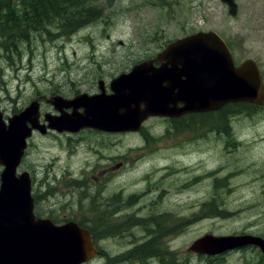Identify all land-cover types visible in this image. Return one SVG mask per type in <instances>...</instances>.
I'll use <instances>...</instances> for the list:
<instances>
[{
  "label": "rangeland",
  "instance_id": "rangeland-1",
  "mask_svg": "<svg viewBox=\"0 0 264 264\" xmlns=\"http://www.w3.org/2000/svg\"><path fill=\"white\" fill-rule=\"evenodd\" d=\"M236 2L231 16L221 0H97L100 14L68 35H0V111L11 116L39 98L42 114H55L43 98L97 93L100 79L198 31L219 32L237 63L253 58L264 75V0ZM28 143L19 172L35 180V211L94 228L99 253L84 264L258 261L252 249L214 257L189 247L208 233L264 237V106L151 117L140 132H34ZM141 246L150 256L131 254Z\"/></svg>",
  "mask_w": 264,
  "mask_h": 264
},
{
  "label": "water",
  "instance_id": "water-1",
  "mask_svg": "<svg viewBox=\"0 0 264 264\" xmlns=\"http://www.w3.org/2000/svg\"><path fill=\"white\" fill-rule=\"evenodd\" d=\"M222 1L232 15L237 13L235 0ZM99 83V94L49 99L61 111L72 108L59 116L47 114L49 128L136 131L150 116L217 110L237 101L264 102V81L257 62L248 58L236 66L231 49L214 30L169 43L154 59L113 79L112 94L105 92L104 81ZM33 129L47 132V125L40 123L38 101L10 117L8 125L0 113V165L4 167L0 174V264H82L98 253L90 231L75 221L56 224L50 218L36 217L29 173L17 175ZM256 239L207 234L190 249L212 255Z\"/></svg>",
  "mask_w": 264,
  "mask_h": 264
},
{
  "label": "trees",
  "instance_id": "trees-1",
  "mask_svg": "<svg viewBox=\"0 0 264 264\" xmlns=\"http://www.w3.org/2000/svg\"><path fill=\"white\" fill-rule=\"evenodd\" d=\"M96 1L0 0V35L4 40L12 42L29 39L31 31L46 32L53 36L51 30H58L59 36L68 35L74 32L75 27L82 26L100 14V9L94 4ZM12 46L17 47L15 44ZM9 50L17 51L12 47L6 48V51ZM191 118L193 121L196 116L193 114ZM87 227L95 234L92 226ZM144 247H135L131 254H140L139 250ZM146 252L140 254L142 258L150 256L151 252Z\"/></svg>",
  "mask_w": 264,
  "mask_h": 264
},
{
  "label": "flooded vegetation",
  "instance_id": "flooded-vegetation-1",
  "mask_svg": "<svg viewBox=\"0 0 264 264\" xmlns=\"http://www.w3.org/2000/svg\"><path fill=\"white\" fill-rule=\"evenodd\" d=\"M156 65H159V63H156ZM106 82V81H105ZM106 88L108 89V85H106ZM39 99V98H38ZM45 101H47L48 100V98H43ZM40 100V102H41V99H39ZM264 106V105H263ZM53 107H54V109H55V111H56V113H55V115H58L59 113L60 114H62L63 113V111H70V109L71 108H63V111H61V109H56V107L53 105ZM48 113H50V112H45V113H41L42 114V116L44 115V114H48ZM192 115L194 114L195 116H196V119H197V117H199V113H191ZM191 114H186V116L184 115V116H181V117H188L189 115H191ZM181 117H179V118H172L171 120L173 121V120H175V119H180ZM41 122H45L44 121V118L43 117H41ZM197 122V124H199L198 122H199V120H197L196 121ZM177 131H181V129L180 128H175ZM95 130V129H94ZM52 131H55V130H52ZM98 131H100V132H104V131H102V130H98ZM57 132V131H56ZM67 133H69V132H67ZM30 175H31V173H30ZM219 175V174H218ZM222 175V174H221ZM223 176H227V175H223ZM31 179H32V182L34 183L35 182V180H34V178H33V176H31ZM36 204V203H35ZM106 226L107 225H105L104 226V228H106ZM233 235H251V236H254V237H256V238H258V239H256V240H252V241H250L249 242V240L246 242V241H244L242 244H240V245H236V246H233V247H231V248H227V249H224V250H222V251H218V252H216V253H214L213 254V256L214 257H221V256H225V255H227V254H229V253H239V252H244V251H246V250H254L256 253H257V255H258V257L259 258H257V259H255V260H258V261H256L255 263L256 264H264V250H263V248H262V243H264V237L263 236H260V235H254V234H250V233H241V234H233Z\"/></svg>",
  "mask_w": 264,
  "mask_h": 264
}]
</instances>
